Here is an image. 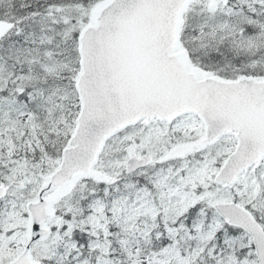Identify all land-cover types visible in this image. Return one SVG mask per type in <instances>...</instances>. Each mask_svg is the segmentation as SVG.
Returning <instances> with one entry per match:
<instances>
[{
  "label": "snow or ice",
  "instance_id": "snow-or-ice-1",
  "mask_svg": "<svg viewBox=\"0 0 264 264\" xmlns=\"http://www.w3.org/2000/svg\"><path fill=\"white\" fill-rule=\"evenodd\" d=\"M0 264H264V0H0Z\"/></svg>",
  "mask_w": 264,
  "mask_h": 264
}]
</instances>
